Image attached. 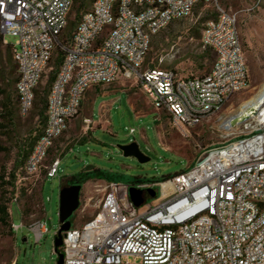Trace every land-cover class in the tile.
Here are the masks:
<instances>
[{"label": "built area", "instance_id": "obj_1", "mask_svg": "<svg viewBox=\"0 0 264 264\" xmlns=\"http://www.w3.org/2000/svg\"><path fill=\"white\" fill-rule=\"evenodd\" d=\"M73 0H0V34L11 44L18 68V115L33 111L37 89L61 48L63 58L47 101V122L23 172L36 176L81 111L87 91L118 81H135L157 111L184 134L223 112L250 83L236 14L218 0H94L67 43ZM199 4H213L201 43L215 53L201 77L145 67L152 38ZM131 134L135 133L132 129ZM61 159L46 168L60 173ZM167 184V186H165ZM131 188L141 190L138 208ZM159 189V191L156 190ZM149 189L156 191L152 203ZM17 235L20 226L12 224ZM29 229L39 243L49 231L44 220ZM64 264H264V125L229 144L210 149L193 166L164 182L106 187L99 212L63 235Z\"/></svg>", "mask_w": 264, "mask_h": 264}, {"label": "rangeland", "instance_id": "obj_2", "mask_svg": "<svg viewBox=\"0 0 264 264\" xmlns=\"http://www.w3.org/2000/svg\"><path fill=\"white\" fill-rule=\"evenodd\" d=\"M218 2L237 16L250 83L235 94L222 113L188 129L187 134L179 131L165 112L152 106L135 81L121 80L92 91L95 96L90 111L95 125L81 117V110L56 140L42 171L36 176L25 174L22 171L24 152L45 126L41 115L43 98L47 100L50 80L59 68L60 49L38 86L31 114L26 118L17 114L12 121L0 117V146L6 148L0 153V204L9 207L13 223L20 226L16 235L0 222V264H57L55 238L60 228V191L72 184L73 175L97 168L105 174L119 176L127 184L138 178L159 182L186 171L210 149L234 142L262 126L253 118L236 130L223 128L225 120L264 84V0ZM91 7V0H84L82 5L74 1L63 40L69 39L82 13ZM215 16L213 4H199L189 18L170 23L152 38L145 67L174 70L181 78L206 75L216 56L202 46V30L206 21ZM6 41L15 44L17 38L7 35ZM11 54L12 49L0 43V58L6 60ZM0 88L13 93L15 99L16 85L9 87L0 81ZM5 98L0 94V112ZM102 106L106 107L105 118L101 119ZM132 129L134 134L130 132ZM133 142L149 158L148 162L140 163L119 150V146ZM55 159H61L60 173L47 179L46 168ZM4 182L9 184L4 185ZM111 182L114 181L92 178L81 184L80 206L71 218L73 227L81 228L99 212L106 187ZM153 200L149 197L147 203ZM40 220L46 222L49 231L37 243L29 226Z\"/></svg>", "mask_w": 264, "mask_h": 264}, {"label": "trees", "instance_id": "obj_3", "mask_svg": "<svg viewBox=\"0 0 264 264\" xmlns=\"http://www.w3.org/2000/svg\"><path fill=\"white\" fill-rule=\"evenodd\" d=\"M73 1H75L76 3H80V5H82V3L84 2V0H73ZM93 1L94 0H91V3H93ZM85 12H83V13H85ZM62 42L67 43L68 39L67 40L62 39ZM0 43H2V44L4 43V37L2 36V34H0ZM8 47H10L12 49L11 44H9ZM59 49L61 50V52L63 54L62 49L61 48H59ZM62 58H63V56L60 57V63L62 61ZM0 59H1V66H0L1 84H5L6 86H9V87L16 85V83L18 81V68H17V65L15 64V62L13 63V61H14L13 51H12V54L9 55L8 59L4 60L2 57ZM55 77H56V74L54 76H52V78L50 80L51 86L55 80ZM49 92H50V90H49ZM49 92H48V95H49ZM15 93H16V88H15ZM0 94L5 95V97H6L1 104L2 110L0 112V117L2 119L12 121V119L15 117V115L18 114L16 94H15V99H14L13 93H9L6 89H1V88H0ZM47 101H48V98H47V100H46V98H43L44 108L42 110L41 115H43V120H44L45 124L47 122ZM44 113H46V116H44ZM39 136L33 142L30 143L28 150L24 152L23 162H22V164H23L22 171H23V167L27 161V158H28L33 146L35 145L37 139L39 138ZM5 150H6V148L0 146V153L5 151ZM12 177H13V181H15L16 176L13 175ZM92 178L106 179L107 181H114V182H123L119 176L112 175V174H105L100 169H97V168H94L92 171H84V172H81L79 174L73 175L71 181H72V183H78L81 185L82 183H84V182H86ZM168 179L169 178H166V179L159 181V182H164ZM142 182L156 183V181L147 180L145 178H138L134 182H132V183L130 182V183L131 184H137V183H142ZM4 183H5L4 185L9 184V182H4ZM130 183L128 182V184H130ZM0 222L2 223V225L5 226V228L9 229V231L11 233L15 234L13 229H12V224H13L12 214L10 213L9 207L5 203L0 204Z\"/></svg>", "mask_w": 264, "mask_h": 264}, {"label": "water", "instance_id": "obj_4", "mask_svg": "<svg viewBox=\"0 0 264 264\" xmlns=\"http://www.w3.org/2000/svg\"><path fill=\"white\" fill-rule=\"evenodd\" d=\"M119 150L127 157H135L139 160L140 163H146L149 161V158L140 151L139 145L136 142L125 146H119ZM81 191L82 185L80 184H74L68 187L61 188L60 191V228L55 238V252L58 255L57 264H64V255L60 252V248L63 245V235L65 232L70 231L73 227L71 218L79 209ZM148 193L151 195V197H156L155 190L149 189ZM130 196L134 204L138 208H141L144 205L145 199L141 190L131 188Z\"/></svg>", "mask_w": 264, "mask_h": 264}, {"label": "bare ground", "instance_id": "obj_5", "mask_svg": "<svg viewBox=\"0 0 264 264\" xmlns=\"http://www.w3.org/2000/svg\"><path fill=\"white\" fill-rule=\"evenodd\" d=\"M253 118L261 125H264V84L257 93L240 106L238 111L225 120L223 128L225 130H236L242 123ZM165 186H167V184H165Z\"/></svg>", "mask_w": 264, "mask_h": 264}, {"label": "crops", "instance_id": "obj_6", "mask_svg": "<svg viewBox=\"0 0 264 264\" xmlns=\"http://www.w3.org/2000/svg\"><path fill=\"white\" fill-rule=\"evenodd\" d=\"M95 88H92L90 89L89 91H87L86 95H85V98L83 100V105H82V112H81V117L89 124H94V121H93V116H92V113L90 111V105H91V102L95 96L94 92H92ZM105 107L106 106H102V118H105ZM72 126V124H71Z\"/></svg>", "mask_w": 264, "mask_h": 264}, {"label": "flooded vegetation", "instance_id": "obj_7", "mask_svg": "<svg viewBox=\"0 0 264 264\" xmlns=\"http://www.w3.org/2000/svg\"><path fill=\"white\" fill-rule=\"evenodd\" d=\"M74 184H78V183H72V184H70L69 186L74 185Z\"/></svg>", "mask_w": 264, "mask_h": 264}]
</instances>
